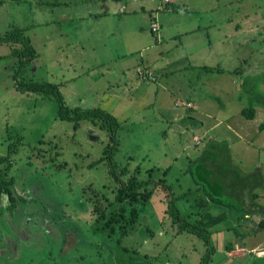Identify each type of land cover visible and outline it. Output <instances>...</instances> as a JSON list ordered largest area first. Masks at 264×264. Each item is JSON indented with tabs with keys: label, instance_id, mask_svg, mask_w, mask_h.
<instances>
[{
	"label": "rangeland",
	"instance_id": "rangeland-1",
	"mask_svg": "<svg viewBox=\"0 0 264 264\" xmlns=\"http://www.w3.org/2000/svg\"><path fill=\"white\" fill-rule=\"evenodd\" d=\"M49 1L0 0V38L23 29L35 54L20 69L26 47L0 44V156L10 152L0 169L20 201L9 213L8 197L0 200V264H199L206 248L178 232L176 212L209 231L216 250L211 264H261L249 255L228 263L221 251L224 245L263 248L264 215L257 212L245 228L239 213L212 203L187 170L222 133L228 149L212 153L224 158L229 151L238 170L264 174V0H172L168 6L126 0L125 14L101 17L104 3L95 0ZM62 10L86 19L58 23ZM137 65L143 74L137 77L155 83L142 85ZM17 71L18 81L56 85L69 109H100L116 118L111 163L125 178L151 179L140 193H153L145 205L137 201L139 218L123 238L112 220L122 209L130 217L131 206L114 202L109 162L98 163L108 134L99 124L82 121L74 130L59 120L56 95L18 91ZM147 71L153 80L144 79ZM188 95L193 105L186 109ZM244 108H254L253 120L241 114ZM216 123L211 138L207 131ZM238 157L245 158L241 166Z\"/></svg>",
	"mask_w": 264,
	"mask_h": 264
},
{
	"label": "trees",
	"instance_id": "trees-1",
	"mask_svg": "<svg viewBox=\"0 0 264 264\" xmlns=\"http://www.w3.org/2000/svg\"><path fill=\"white\" fill-rule=\"evenodd\" d=\"M2 43L11 45L22 44L26 47L28 57L27 60L20 61V65L18 67L20 69L28 66L35 58L33 48L30 45V40L24 35L23 29L15 28L10 32H7L0 38V44ZM207 69L212 73L215 71H221L215 68ZM19 73L20 71H17L14 75L15 87L18 91L27 93H42L44 95H56L59 103V120L73 123L74 130L78 129V126L82 121L90 122L94 126L99 124L100 130L105 131L108 134L109 143L103 153L104 156L99 159L98 163L104 160L109 162L110 175L117 186V193L115 195L114 202L120 204L127 202L131 206L130 217L126 218V215L123 212L124 210L122 209L121 214L118 215L119 218H114L112 220L113 223H116L117 227L122 231L121 233L123 238L127 235L126 228H133L136 220L139 218V210L135 208V204L140 199L143 203L141 205H145L151 200L153 193L152 191L140 193L142 189L144 191L148 186H150L152 181L151 179L140 181L135 174L125 178L126 173L123 171H119V173L111 163L112 156L114 155L118 144L117 135L120 129L116 118L100 109L85 111L79 109H69L65 106L63 98L59 95L56 85L18 81L17 78ZM241 114L246 119L253 120L255 117V110L254 108H244L241 111ZM259 130L264 131V124L259 127ZM224 147L227 148L226 142H216V140L209 141L203 149L202 154L192 164L193 167L187 170V175L194 179L195 184L205 193V195H207L208 199H210L212 203L218 206L226 207V209L232 210L235 213H239V220L244 219L245 215H250L255 212H260L264 215V208L257 204V200L260 197L259 193H264V174L261 170H254L247 174L238 170L237 167L232 164L229 151L226 152V156L224 158L219 157L218 153H212V151L214 152L216 149ZM209 150H211V152H209ZM9 153L6 157L0 156V167L9 160ZM223 166L227 170H224ZM138 171L139 170L136 169V172ZM13 184V180L7 178L5 173H3L0 169V200L4 195L8 197L9 204L7 211H9V213H13L20 202L13 196ZM159 185H164L165 187L164 180H161ZM173 218L175 221H181L178 225V232L185 231L188 234L195 236L204 244L206 251L201 257L199 264H211L213 262L212 257L216 250L211 244L212 240L209 231L202 224L197 222L189 223L186 220H181L177 212L174 214ZM259 226L264 228V220H261Z\"/></svg>",
	"mask_w": 264,
	"mask_h": 264
},
{
	"label": "crops",
	"instance_id": "crops-1",
	"mask_svg": "<svg viewBox=\"0 0 264 264\" xmlns=\"http://www.w3.org/2000/svg\"><path fill=\"white\" fill-rule=\"evenodd\" d=\"M27 1V0H26ZM68 1V0H67ZM94 1V0H93ZM124 3V1L126 0H95V2H99V3H104L101 5V7L99 8L98 10V13H97V16H103L104 14L105 15H109V14H125L126 12V7L122 4V2ZM61 2H63V0H61ZM32 3V2H30ZM29 3V4H30ZM39 3H46V4H50L51 2L49 0H46V1H43V0H39V2H37V5H39ZM64 3V2H63ZM162 3L164 4V0H162ZM170 4H173L172 0H170L168 3H166L165 5L168 6ZM166 10H171L169 7H166ZM92 12L95 13V10L93 9ZM85 20L86 18L77 14L76 16L71 15L67 12H64V10H62L61 12H58L57 13V17H56V22L60 23V22H71V20ZM153 25V24H152ZM151 25V26H152ZM159 27V26H158ZM160 29V28H159ZM138 66V67H137ZM135 68H134V72H135V75L137 74V72L139 71L138 69H140V65H137ZM146 69L147 70H151L147 65H145ZM137 70V71H136ZM142 85L144 84H152V83H155V82H148V81H143V79H140L139 77H135ZM191 98V95H188L184 100H186V102H188L189 104L193 105V102L192 100L190 99ZM129 99V98H128ZM176 104V103H175ZM241 115V114H240ZM225 122L227 123L228 121L225 120ZM221 123H216L215 125H213L214 127L211 128L210 132L207 131L208 134H210L209 137L211 138H214L213 136H211V134H214L215 131H218L219 129V125ZM199 127H203L202 124L199 125ZM218 129V130H217ZM227 131H230L231 132V128L230 126L227 124L226 125V128H225ZM218 133V132H217ZM216 136L218 137H215L216 139H219L220 142H226L225 141V138L222 137V136H225V134H222V133H218V135L216 134ZM246 136V135H245ZM234 137L235 138H238L239 139V136L237 134H234ZM231 156V154H230ZM232 158V156H231ZM239 158V162L238 164L241 166L242 162H244V157H238ZM244 158V159H243ZM232 161L233 158H232ZM258 168V167H255V169ZM245 171V170H244ZM247 173V172H245ZM259 216V214L257 212L255 213H252L250 215H245L244 219L240 220V223H242V225L247 228V226H245L248 222V220H251L253 219L255 221V219H257ZM251 220V221H253ZM247 221V222H246ZM256 222V221H255ZM264 245V244H263ZM245 246V247H244ZM228 245H224L223 248H222V251H221V254L223 255V257L227 260V262H233V261H238V260H244L247 255L249 256H252L251 260H254L256 261L257 263H261V264H264V247L261 248L260 244L257 245V244H253V245H241V246H236L234 245L233 248H232V251H228ZM218 253V251H217Z\"/></svg>",
	"mask_w": 264,
	"mask_h": 264
},
{
	"label": "built area",
	"instance_id": "built-area-1",
	"mask_svg": "<svg viewBox=\"0 0 264 264\" xmlns=\"http://www.w3.org/2000/svg\"><path fill=\"white\" fill-rule=\"evenodd\" d=\"M169 1H170V0H164V3H168ZM151 31H152L153 33H158V31H159V27H158V25H157V24H153V25L151 26ZM147 72H148V73H147ZM147 72H145L146 75H147V77L145 76L146 78H144V79H147V78H148V79H152V80H153V79H154V78H153L154 76H153L151 73H149V71H147ZM137 73H138V75L141 74L142 77H143V74H142V72H141L140 70H139ZM145 73H144V74H145ZM177 105L179 106V104H177ZM189 105H190L189 103H187V104H185V105L182 104V106H185V107H187V108L189 107Z\"/></svg>",
	"mask_w": 264,
	"mask_h": 264
}]
</instances>
